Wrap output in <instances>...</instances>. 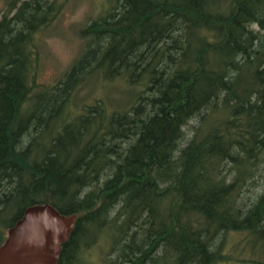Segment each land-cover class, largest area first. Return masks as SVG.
Returning <instances> with one entry per match:
<instances>
[{"label": "trees", "instance_id": "trees-1", "mask_svg": "<svg viewBox=\"0 0 264 264\" xmlns=\"http://www.w3.org/2000/svg\"><path fill=\"white\" fill-rule=\"evenodd\" d=\"M64 1L5 0L0 246L49 204L76 216L57 264L95 247L100 264H264V187L243 197L264 161V0H105L69 70L39 84L35 37Z\"/></svg>", "mask_w": 264, "mask_h": 264}, {"label": "rangeland", "instance_id": "rangeland-1", "mask_svg": "<svg viewBox=\"0 0 264 264\" xmlns=\"http://www.w3.org/2000/svg\"><path fill=\"white\" fill-rule=\"evenodd\" d=\"M105 3V0L64 1L55 20L50 23L48 28L44 29L35 37V45L39 49L38 53L40 57V67L37 77L39 84L52 85L69 70L82 51L83 42L79 36V31L90 19L97 16L103 10ZM6 9L7 4L5 0H0V20L7 13ZM11 16L12 14L9 15V17ZM105 89H108V87ZM86 94L87 90L82 91L80 96L84 97ZM108 94L110 96L109 98H113L114 100L122 99L118 102L119 104L124 100V97L119 94L116 96H112L110 92ZM202 123L201 116L195 117L190 122L185 128V138L181 143V147L186 146L188 141L196 133V130L200 129ZM203 127L202 129H204ZM253 182L257 184L248 189L251 192L246 187L243 192V197H249L250 195L253 197L262 193L264 187V161L260 164L258 172H256L254 178H252V181L248 185H252ZM237 238L234 236L229 239L223 249L225 253L233 252V256L237 257L236 259L240 258L243 254L242 244L234 249L236 243L240 240ZM94 249L99 250L100 248L95 247ZM93 251L89 256V261H92V264H100V254L102 253H93ZM247 256L248 252L244 254V257L247 258ZM85 264L90 263L85 262Z\"/></svg>", "mask_w": 264, "mask_h": 264}, {"label": "water", "instance_id": "water-1", "mask_svg": "<svg viewBox=\"0 0 264 264\" xmlns=\"http://www.w3.org/2000/svg\"><path fill=\"white\" fill-rule=\"evenodd\" d=\"M75 220L49 204L26 208L0 246V264H57Z\"/></svg>", "mask_w": 264, "mask_h": 264}]
</instances>
